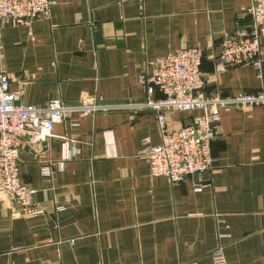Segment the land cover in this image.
<instances>
[{"label":"crops","instance_id":"1","mask_svg":"<svg viewBox=\"0 0 264 264\" xmlns=\"http://www.w3.org/2000/svg\"><path fill=\"white\" fill-rule=\"evenodd\" d=\"M254 2L56 0L47 18L1 19L0 56L24 103L144 99L140 74L189 46L203 49L206 93L258 92L264 46L263 77L250 63L217 71L222 39L252 29ZM200 113L168 112V126ZM215 133L213 171L173 182L139 153L144 138L161 141L155 113L70 111L20 152L43 212L0 193V264H264V105L222 109ZM219 246L225 263L213 259Z\"/></svg>","mask_w":264,"mask_h":264},{"label":"built area","instance_id":"2","mask_svg":"<svg viewBox=\"0 0 264 264\" xmlns=\"http://www.w3.org/2000/svg\"><path fill=\"white\" fill-rule=\"evenodd\" d=\"M55 3L56 0H0V20L12 18L17 23H24L38 17L47 18ZM248 12L252 29L222 39L217 71L230 65L250 63L263 77L264 0H255ZM203 58V49L198 46L182 47L156 57L151 72L140 74L146 90L141 100L86 99L70 104L61 98H52L40 105L21 102L10 90L11 77L0 56V193L16 201L26 215L43 212L34 199L37 188L22 179L20 152L25 145L37 147L53 136L56 124L64 121L72 110H79L82 115L125 109L152 111L158 118L161 141L152 143L150 138H144L139 151L147 158L151 174L164 175L177 182L189 175L213 171L216 159L212 141L221 110L264 105V89L227 96L206 93ZM157 92L160 96H156ZM175 110H200L201 113L183 126L171 128L167 114ZM42 173L52 175L50 163L42 165ZM212 256L216 263L226 262L221 246Z\"/></svg>","mask_w":264,"mask_h":264}]
</instances>
